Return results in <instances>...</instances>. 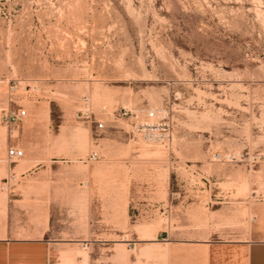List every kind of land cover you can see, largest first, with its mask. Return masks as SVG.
Listing matches in <instances>:
<instances>
[{"label":"rangeland","instance_id":"374dc122","mask_svg":"<svg viewBox=\"0 0 264 264\" xmlns=\"http://www.w3.org/2000/svg\"><path fill=\"white\" fill-rule=\"evenodd\" d=\"M263 211L264 0H0V222L72 226V256L103 239L115 264L143 227L234 235Z\"/></svg>","mask_w":264,"mask_h":264},{"label":"crops","instance_id":"0c3cea01","mask_svg":"<svg viewBox=\"0 0 264 264\" xmlns=\"http://www.w3.org/2000/svg\"><path fill=\"white\" fill-rule=\"evenodd\" d=\"M38 228L32 236L23 231L27 229L25 224L9 217L1 221L0 264H105L102 248L107 240L91 243L80 238L88 248L97 249L95 253L90 251L85 260L82 255L72 256L75 244L72 226L50 220ZM188 228L168 233L164 228L162 234L158 232L155 236L150 227H143L146 235L143 239L147 242L138 255L126 254L120 248L119 253L112 254L115 264H264V211L249 227L238 226L234 235Z\"/></svg>","mask_w":264,"mask_h":264},{"label":"built area","instance_id":"2783aa9c","mask_svg":"<svg viewBox=\"0 0 264 264\" xmlns=\"http://www.w3.org/2000/svg\"><path fill=\"white\" fill-rule=\"evenodd\" d=\"M13 90H16L17 87H12ZM27 116V110L21 104L15 103L14 105H10L8 108L4 109L2 112V121L6 128L9 130L10 135L15 137L18 135L20 131V125L24 121ZM150 117H155V112L151 111L149 113ZM103 124L100 123V126ZM148 129L153 127L155 123H145L143 124ZM24 156V150L17 143H12V139L10 140V145L7 150V157L10 162L17 161L18 159Z\"/></svg>","mask_w":264,"mask_h":264}]
</instances>
